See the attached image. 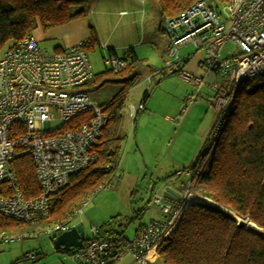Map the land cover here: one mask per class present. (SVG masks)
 Returning <instances> with one entry per match:
<instances>
[{
    "label": "built area",
    "instance_id": "built-area-1",
    "mask_svg": "<svg viewBox=\"0 0 264 264\" xmlns=\"http://www.w3.org/2000/svg\"><path fill=\"white\" fill-rule=\"evenodd\" d=\"M164 30L171 39L164 61L166 68L197 90L184 98L179 116L186 114L207 85L204 76L197 77L184 70L183 64L191 55L182 58L178 55L180 47L187 43L204 52L202 66L208 74L221 75L225 80L222 85L214 82L209 85L223 94L208 97L219 112L231 107L236 92L245 82L264 77V0H231L223 8L211 0H198L178 14L166 17ZM227 43L234 44L238 54L223 58ZM88 46L89 42L81 41L50 54L31 33L9 46L0 59V215L6 218L27 224L49 219L51 197L95 160L93 148L107 125L108 115L105 106L98 105L85 91L95 78ZM104 64L114 74L128 67L124 56L110 51ZM144 110V104H140L133 109V115ZM223 119L224 115L210 135L212 143L220 135ZM58 122L61 126L53 129ZM23 151L33 161L40 188L34 198L23 194L13 169L14 161ZM186 172L190 180L184 194L180 198L154 194L152 202L159 207L161 219L143 224L121 253L114 254L109 242L94 239L98 227L91 226L93 236L84 237L83 245L70 254L71 258L77 264H118L127 257L131 258V264H150L191 200L199 197L212 203L193 191L194 175ZM77 211L81 214L82 208ZM75 214L63 222L47 225L45 233L58 236L75 228ZM15 239L0 236V243ZM36 258L28 255L19 264H40Z\"/></svg>",
    "mask_w": 264,
    "mask_h": 264
},
{
    "label": "trees",
    "instance_id": "trees-1",
    "mask_svg": "<svg viewBox=\"0 0 264 264\" xmlns=\"http://www.w3.org/2000/svg\"><path fill=\"white\" fill-rule=\"evenodd\" d=\"M155 1L164 18L178 14L198 0ZM87 5L88 0H0V51L39 27L49 31L87 16ZM93 37L92 43L96 41L95 34ZM132 52L130 49L124 54L128 63L124 72L106 71V74L126 78L117 82L121 88L105 106L108 121L94 145L95 160L51 197L49 219L27 224L0 215V236L16 238V234L29 231V227L41 226L45 230L47 225L63 222L75 214L90 194L112 185L121 161L123 111L131 89L138 82L137 76H128L133 74V67L141 63ZM101 76L96 75L88 85ZM254 81L260 82L252 84ZM107 82L110 81L104 83ZM246 83L248 86L243 87ZM244 84L236 92L231 107L218 113L210 135L224 115L220 135L214 143H209L205 153L200 152L188 169L194 175L193 191L210 199L214 205L195 202L185 207L177 227L159 248L158 255L164 264H264V77ZM149 98L145 91L141 104L145 106ZM13 169L23 194L27 198L38 196L40 188L27 152L17 156ZM227 210L243 219L249 218L256 227L247 228ZM101 229L98 227L94 239L109 242L114 254L127 248L130 240L121 233L111 240L100 239ZM24 261L23 258L17 264Z\"/></svg>",
    "mask_w": 264,
    "mask_h": 264
},
{
    "label": "rangeland",
    "instance_id": "rangeland-1",
    "mask_svg": "<svg viewBox=\"0 0 264 264\" xmlns=\"http://www.w3.org/2000/svg\"><path fill=\"white\" fill-rule=\"evenodd\" d=\"M211 1L220 8L229 3L224 0ZM143 3L140 0H106L105 5L102 1V9H97V14L91 22L94 26V20L103 18L108 24L101 27V39L104 42L88 47L89 58L94 65L93 72L102 76L85 91L98 105L107 106L120 90L117 82L126 78L106 74L107 68L101 54L105 57L109 53L108 45L135 43L134 47L141 63L136 68L133 67V74L128 76H137L138 82L131 89L123 111L120 125V136L123 138L121 161L112 179V185L90 194L78 207L82 208V213H78L77 209L73 218L74 224L84 227L85 238L93 236L91 226H95L102 227L98 232L100 239L111 240L117 233H121L125 239L131 240L139 226L152 219H161L159 207L152 202L153 195H169L166 192L169 187L182 194L190 180L186 171L200 152L205 153L209 143L212 144L211 140L208 142V138L219 111L215 103L208 102V97L215 98L223 94L212 90L209 85L213 82L222 85L225 80L221 75L204 76L207 85L205 84L198 94L199 99L180 117L184 98L188 94H196L197 90L195 86L166 68L165 59L162 57L167 55L171 39L161 30L164 23L156 10L153 9L145 16V20H142L143 14L139 11L143 8L145 10V1ZM89 6L91 0H88L86 6L88 10ZM114 6H119V9H123L121 6H130L132 9H127L129 15L120 19L115 15L106 17L103 12L119 10ZM155 6L157 7L156 3ZM99 10L103 12L99 13ZM130 11H136L138 15H133ZM52 44L53 42L42 43V48L52 54ZM7 47L0 51V59ZM116 51L118 56L122 57L123 51ZM193 53L197 55L200 51H197L192 43H187L180 47L178 56L182 58ZM236 54L238 50L235 45L227 43L223 49V58ZM150 76L152 80L149 83L147 78ZM105 81L110 82L104 83ZM258 82L260 81H254L252 84ZM145 91L150 95L147 110L132 116L131 110L142 103ZM222 104L226 107V103ZM60 126L61 123L58 122L53 125V129ZM210 204L214 205L211 202ZM29 228L31 229L25 233L23 231V234H16L17 237H24L23 240L0 243V264H15L28 254L38 256L40 264H77L70 255L55 250V235L46 234L41 226Z\"/></svg>",
    "mask_w": 264,
    "mask_h": 264
},
{
    "label": "crops",
    "instance_id": "crops-1",
    "mask_svg": "<svg viewBox=\"0 0 264 264\" xmlns=\"http://www.w3.org/2000/svg\"><path fill=\"white\" fill-rule=\"evenodd\" d=\"M102 1L106 5V0H91V6H89V11H88L89 13L85 17L75 19V20H73V21H71V22H69V23H67V24H65L63 26H60V27L51 29L49 31H43L39 27L36 30H34L32 33L38 39L41 47H42V43H45L46 44V42H53V44H54V46H53L54 47V52L53 53H59L64 48H66L68 46H73V45H75V44H77L78 42H81V41H87V42H89V45H91L92 47H94V44H100V42H104L101 39V36H102V29H101V27L104 26L105 24H106V26L108 25L107 24V20H105L103 18H101L99 21H98V19L97 20H94L93 21V25L94 26L91 25L92 18H94L95 15L97 14L96 13L97 9L98 8L99 9H102V7H101V2ZM113 1H116V0H110V2H113ZM140 1H141L142 4H144L143 2L145 1V10H143L144 9L143 8V9H141L139 11V13H141V14L144 15V16L142 15V20L143 19L145 20V16L154 9V10H156V13H158V15L161 17L162 22L164 23V26H165V18L166 17L163 18L160 15V12H159V4L158 3L155 0H148L149 2L147 0H140ZM154 2L156 3L157 7L155 6V3ZM121 7L123 9H119L120 8L119 6L118 7H115L114 6V8L119 9L118 11H113V12H111V11H105V12H103V11H100L99 10V13H102L103 12L106 17H110V15H115V17L117 16V17H119V19L121 17L128 16L129 14L127 15V13H129V12L126 11V10L127 9L130 10L132 8L130 6L127 7V8L125 6H121ZM130 13H132L133 15H135L136 14V11H130ZM136 15H138V14H136ZM161 30L165 33L164 27ZM94 34L96 36V41L94 43H92V39L93 40L95 39L93 37ZM127 44H129V45H127ZM134 45H135V43H126V45H122V44L121 45H117V44L111 43V45H108L110 47V48L108 47V52L109 51L110 52H113V53H115L118 56L116 50L121 49L123 51V55L122 56H124V54L128 50L132 49V51H133L132 54L135 56L136 59H138L139 61H141L140 57L138 56V54H137V52L135 50ZM87 53H88V55L90 54L89 49L87 50ZM194 54L195 53L189 54V55H191V57L188 60L185 61L184 66H183L184 67V70L186 72L194 75V76H197V77H202V76L209 75L206 72L205 68L202 66V60L204 59V52H201L200 51L199 54H197V55L196 54L194 55ZM101 55H103L101 59L104 62V58H105L104 57V54H101ZM162 58L164 60L166 58V56L165 57H162ZM93 66L94 65H92V67ZM93 71H94V67H93ZM214 73H215V71H214ZM94 74H95V72H94ZM96 75H98V74H95V77H96ZM212 75L216 77V75H214V74H212ZM151 80H152V78H151ZM118 85H119V88H121L120 84H118ZM90 86L91 85H87L85 87V90L88 89ZM137 108H135V109H137ZM145 108H146L145 110H147V108H148V105L147 104H145ZM131 115L132 116H135V115H133V109L131 110ZM166 118H169V117H166ZM170 120H172V118H170ZM214 124H213V126H214ZM169 188H171V187H169ZM179 194L182 196L184 194V191L182 192V194L181 193H179ZM169 195H171V194H169ZM155 220H159V219H155ZM144 224H146V223H144ZM141 226H139V228ZM137 230H136V232H137ZM28 255H30V254H28ZM28 255H26V256H28ZM26 256L24 257V260L26 259ZM32 256H34V255H32ZM36 257H38V256H36ZM36 260H40L39 257L36 258ZM121 262H123L122 264H131V258L130 257H127V258L123 259L122 261H120L118 264H120ZM150 264H164V263L159 258V255L158 254H155V255L152 256V261H151Z\"/></svg>",
    "mask_w": 264,
    "mask_h": 264
},
{
    "label": "water",
    "instance_id": "water-1",
    "mask_svg": "<svg viewBox=\"0 0 264 264\" xmlns=\"http://www.w3.org/2000/svg\"><path fill=\"white\" fill-rule=\"evenodd\" d=\"M217 65H219V64L217 63ZM216 69H217V67L214 68V71H216ZM166 192L171 194L172 196H174L176 198L181 197V195L178 192H175L171 188H167ZM195 202L206 203V201H203L202 199H200V200L194 199L193 202L191 201L187 205L195 203ZM227 212L237 218V216L233 212L228 211V210H227ZM245 226L247 228H255L256 227L255 225L248 227L246 224H245ZM84 237H85L84 227L81 224H79L75 228H72L71 230L66 231V232L56 236V238L54 239V248L56 251H63V252H69L70 253V252L74 251L76 248H80L83 245Z\"/></svg>",
    "mask_w": 264,
    "mask_h": 264
},
{
    "label": "bare ground",
    "instance_id": "bare-ground-1",
    "mask_svg": "<svg viewBox=\"0 0 264 264\" xmlns=\"http://www.w3.org/2000/svg\"><path fill=\"white\" fill-rule=\"evenodd\" d=\"M237 219L242 220V222H244L248 227H251V226L254 225L249 218L248 219H243V218L237 216Z\"/></svg>",
    "mask_w": 264,
    "mask_h": 264
}]
</instances>
